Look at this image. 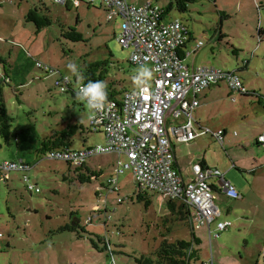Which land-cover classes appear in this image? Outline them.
<instances>
[{
    "label": "rangeland",
    "instance_id": "374dc122",
    "mask_svg": "<svg viewBox=\"0 0 264 264\" xmlns=\"http://www.w3.org/2000/svg\"><path fill=\"white\" fill-rule=\"evenodd\" d=\"M129 1L166 10L173 0ZM33 10L47 16L50 25L39 29L28 19ZM175 19L204 43L198 58L212 61L217 69L238 71L250 91L264 96V41L258 33L264 30V0H195L186 13L172 6L166 22ZM120 29L121 20L109 22L105 8L85 1L61 6L54 0H0V92L13 133L10 143L0 135V164L24 159L33 167L27 175L34 186L30 191L20 172H12L8 182L0 181V264H112V256L117 264H139L142 256L155 259L165 239L192 240V229L171 216L165 198L143 192L150 200L146 206L138 201L142 191L132 171L117 178V155L92 158L87 169L76 173L77 167L38 154L42 141L61 130L60 125L88 127L91 113L56 87L67 78L76 87L82 83V77L67 68L69 62L77 63L81 74L87 64L110 61L111 78L121 82L120 90L137 88L133 77L141 66L130 63V51L117 40ZM72 30L82 35L81 41ZM226 89L225 84L226 102L214 101L204 122L228 128L225 148L205 136L193 143V151L225 175L239 198L215 192L220 215L211 237L207 227L195 230L203 243L192 264H264V165L254 166L253 161L264 164V147L255 139L256 131L263 129L264 107L259 99L238 95L233 104ZM99 138L87 130L79 132L72 147L95 144ZM93 171L100 177H92L91 183L78 180ZM112 177L119 179L120 192L106 188ZM74 220L79 224L76 231H61ZM224 222L231 223L230 228L217 230Z\"/></svg>",
    "mask_w": 264,
    "mask_h": 264
},
{
    "label": "built area",
    "instance_id": "2783aa9c",
    "mask_svg": "<svg viewBox=\"0 0 264 264\" xmlns=\"http://www.w3.org/2000/svg\"><path fill=\"white\" fill-rule=\"evenodd\" d=\"M82 1L105 8L108 21L121 20L117 40L130 51L133 65H151L153 78L142 88L125 92L121 100L107 101L103 110L92 111L90 125L105 136L104 145L77 151L56 150L47 157L81 167L97 156L116 154L119 156L115 167L117 178L130 170L142 192L185 202L194 210L195 228L207 227L211 236V226L220 215L215 192L230 199L239 198V194L221 172L201 164L194 165L192 181L185 182L175 166L174 142L188 143L198 136L211 135L223 144V131L196 128L193 112L199 106L198 96L213 86L225 83L231 91L247 94L242 78L235 71L207 66L188 67L179 57V51L191 41V31L179 19L166 22L168 13L159 6L133 5L128 0H54V3L73 6ZM203 46V42H197L193 53ZM69 83V79L57 81L56 87L66 92ZM189 96L193 98L189 100ZM175 106L187 121L169 127L167 116ZM259 142L264 147V134L259 137ZM98 148L103 151H97ZM122 157H125V162ZM19 170L30 171L31 167L22 160L4 162L0 165L1 179L7 180L8 173ZM213 180H216V185ZM117 181L115 177L109 180L111 192L119 191ZM25 182L32 191L34 186L27 176ZM230 226L229 222L219 223L217 230L224 231Z\"/></svg>",
    "mask_w": 264,
    "mask_h": 264
},
{
    "label": "trees",
    "instance_id": "16d2710c",
    "mask_svg": "<svg viewBox=\"0 0 264 264\" xmlns=\"http://www.w3.org/2000/svg\"><path fill=\"white\" fill-rule=\"evenodd\" d=\"M194 2L195 0H173L169 8L166 9V11L169 13V10H171L172 6L175 5L178 11H180L181 13H186L188 12L189 5ZM28 19L32 22H35L39 29H42L43 27H47L50 25V19L47 16H42V17L39 16L38 10L31 11L28 16ZM109 22H112V21H109ZM263 31L264 30L259 29L258 31L259 35L261 36L264 35ZM72 32L75 34V36H77L79 41L82 40V35L79 34L77 30H72ZM183 55H184L183 50L182 51L180 50L179 57L181 59H184ZM109 67H110V61H100V62H94V63L87 64L84 70H82L81 72L82 83L78 85L76 88H73L74 82H72L69 79L70 83L68 85V90L62 93H69L71 94L72 97L76 98L75 93L76 91H78L81 85L86 84L89 80L91 81L101 80V81H104L106 84L107 101L121 100L124 93L129 90H127V88L120 90L121 88L119 86L121 85V82H118L116 79L111 78ZM235 72L239 75L238 71H235ZM241 97L256 98V99H259L261 104H264V102H262V100L264 101V96L260 95L255 90L249 91L247 94H241ZM11 129L12 127L9 124L7 107L5 105L3 95L0 92V135L3 137V139L6 140L7 143H10V139L11 137H13V133ZM86 130L89 131L91 134H96L97 132L99 133V131H95L91 125L87 128H85L84 126H78V125L69 126L67 128L54 131L51 136H48L42 141L41 146L38 149L39 156L45 157L47 156V154L53 151H56V150H64V149L66 150L67 149V150L77 151V150H82L85 148H90L89 146L87 147L83 146V148H80V149H72L73 148L72 139L79 132L84 133ZM91 147H94V146H91ZM68 165L69 167L74 166L71 163H68ZM85 169H87L86 164L82 165L81 167H77L76 173L81 172ZM90 173H91L90 174L91 177L80 174L79 175L80 177L78 180L82 184H85V183H91L93 180L91 179L92 177L93 178L100 177V173H97L94 171ZM103 186L105 187V185ZM106 188L111 189L110 182H108V185ZM117 192H120V188H119V191ZM145 195L143 194V192H140V194L138 195V201L145 202L146 206H149L150 200L147 199ZM166 200L168 202V210L170 211L171 216L175 217L177 220L181 222H184L188 227L192 229L193 231L192 240L191 241H187V240L170 241V240L165 239L162 242L157 253H155L156 255L155 259L142 256L140 259H137V262L139 264H192L193 260L198 259L199 250L197 247H200L203 241L199 237H197L195 234V230L197 229L195 228V225H194V215H195L194 212L191 213L192 211L190 207H188V205H186V203L183 201H173L171 199H166ZM78 227H79V224L75 226L67 225L66 227L61 228V231H76ZM103 243H105L108 247H110V244H107L106 241H103ZM95 246L97 247V244H95ZM106 250L108 251V248H106Z\"/></svg>",
    "mask_w": 264,
    "mask_h": 264
},
{
    "label": "crops",
    "instance_id": "0c3cea01",
    "mask_svg": "<svg viewBox=\"0 0 264 264\" xmlns=\"http://www.w3.org/2000/svg\"><path fill=\"white\" fill-rule=\"evenodd\" d=\"M128 2L130 4H133V5H137V4H134V2L132 1H129ZM141 6V5H140ZM168 13V12H167ZM169 14V13H168ZM167 14V15H168ZM191 31V30H190ZM191 34H192V38H191V41L187 44V46L185 48H183V58H184V62L188 61L189 62L186 64L188 67H190L191 69L195 68V67H199V66H207V67H212L211 65H214L212 63V61H207L206 59L204 58H198L199 56V53L201 52L202 47L201 49H199L196 53H193V50L194 48L196 47V43L198 42L197 41V38L195 37L194 33L191 31ZM259 40L260 42L261 41H264V38L263 36L259 35ZM181 50V51H182ZM193 58V59H192ZM210 65V66H209ZM212 68H216V67H212ZM248 68V64H247V67ZM217 69V68H216ZM218 70H221V71H225V70H222V69H218ZM151 72H152V78H153V69H151ZM241 72V71H240ZM241 77V76H240ZM65 79V78H64ZM68 79V78H67ZM243 80V79H242ZM244 82V85L246 86V88L248 89V92L250 91L249 88L247 87L246 83H245V80L243 81ZM224 85L225 83H222L220 85H216V86H213L211 87L210 89L204 91L203 93H201L199 96H198V100H199V106L194 110L193 112V117H194V126L198 129H201V130H205V129H209L210 131L212 132H218V131H223L224 133V139H223V144L222 147L225 148V144H226V140L229 138V133H228V128L226 127H223V128H212V127H209L207 126L204 122H205V117H206V109L208 107H210L212 105V103L214 101H219L222 102H226L225 100V97H224ZM227 86V85H226ZM228 87V86H227ZM73 88H76V86L73 84ZM138 88V87H137ZM252 89V88H251ZM227 90V89H226ZM257 92V91H256ZM223 96H220L222 95ZM240 97L241 94L240 93H236L234 91H231L230 88L228 87V90L226 91V97L228 100L231 101V103L233 104H236L237 103V96ZM193 97L189 96L188 99H192ZM222 102V103H224ZM262 102H264L262 100ZM83 105V110L84 111H88L91 113L92 115V112L90 110H87L85 108V104L83 102H81ZM263 107H264V104H263ZM205 109V110H204ZM203 110V111H202ZM205 112V114H204ZM187 121L186 119V116L182 113H179V107L178 106H175L174 109L168 114L167 116V124L169 127H174V126H179L183 123H185ZM261 122H262V127L263 129L262 130H259V131H256L257 136L255 137L256 139V145L259 147H261L262 145L260 144L259 142V137L261 135L264 134V118L261 119ZM78 123V121H77ZM90 121L88 120V127L90 126ZM79 126V124H76V125H71V126ZM59 128H66V127H63V126H59ZM95 135H99L101 138H99V141L95 144H91V145H86L91 147V146H95V145H104L106 143V140H105V136L102 134V133H96ZM205 136H209L211 139H213L214 141H216L211 135H201V136H198L195 138L194 141H191V142H188V143H177V142H174V147H175V157H176V163H175V166L176 168L179 170L183 180L185 182H190L192 181L193 179V167L194 165L196 164H201L202 166L204 167H207V168H211V169H215L217 171H219L217 168L215 167H212L209 165L207 159L205 156H197V154H194V151H193V143H195L198 139H201L202 137H205ZM233 136L236 138L238 137V133L237 132H234L233 133ZM217 142V141H216ZM231 142H233V140H231ZM248 145V144H247ZM83 148V147H82ZM72 149H75V148H72ZM80 149V148H79ZM184 150H187V154H185L184 152V155L187 157V158H190V162L189 163H186L184 162V156L182 154V152ZM105 155H108V154H105ZM116 155V154H115ZM103 156V155H101ZM47 157V156H45ZM19 160H22L24 161L25 163H27L24 159L20 158L18 160H11L9 162H13V161H19ZM119 160V156L117 155V162ZM253 161H254V166L255 165H258L259 167H263V162L261 161H256L254 158H253ZM7 162V161H5ZM4 163V162H3ZM29 164V163H28ZM1 165V164H0ZM117 166V163L116 165L114 166V171H115V167ZM255 169H257V167ZM235 164H233V168H235ZM253 167V166H251ZM32 166H31V170L30 171H12V172H20V173H24L25 176H24V179L25 177L27 176L29 181H30V178L29 176L27 175V173H30L32 171ZM12 172L8 173V179L5 180V179H1V176H0V181H4V182H8L9 180H11V175H12ZM220 172V171H219ZM225 176V175H224ZM226 179V178H225ZM110 180V179H109ZM214 182H216V180H213ZM212 181V182H213ZM118 185L120 186L119 184V179H118ZM217 183V182H216ZM215 183V185H216ZM31 184V183H30ZM120 188V187H119ZM235 188V187H234ZM236 190V188H235ZM237 191V190H236ZM216 193H219V192H216ZM238 193V191H237ZM157 194V193H156ZM220 194V193H219ZM239 194V193H238ZM159 195V194H158ZM161 196V195H160ZM163 197V196H162ZM242 197V196H241ZM164 198V197H163ZM243 198V197H242ZM241 198V199H242ZM238 200V199H237ZM240 200V199H239ZM191 209V208H190ZM191 213L194 212V210L191 209ZM75 220H77V218H75ZM77 222H79V220H77ZM230 228V227H229ZM200 230V229H199ZM211 237V236H210ZM2 238V237H0Z\"/></svg>",
    "mask_w": 264,
    "mask_h": 264
},
{
    "label": "clouds",
    "instance_id": "9594fccd",
    "mask_svg": "<svg viewBox=\"0 0 264 264\" xmlns=\"http://www.w3.org/2000/svg\"><path fill=\"white\" fill-rule=\"evenodd\" d=\"M67 68L73 74L77 75V78H81L79 73V68L77 63L69 62ZM152 72L147 67L141 66L137 74L133 77L134 83L137 87L142 88L148 83L149 78L151 77ZM76 99L83 102L86 108L90 111L96 112L101 111L106 107L107 103V90L106 84L104 81L89 80L86 84H83L79 87L78 91L75 93ZM97 151H103L102 148H98ZM3 237V236H2ZM112 264H117V258L115 256L111 257Z\"/></svg>",
    "mask_w": 264,
    "mask_h": 264
},
{
    "label": "water",
    "instance_id": "95a60500",
    "mask_svg": "<svg viewBox=\"0 0 264 264\" xmlns=\"http://www.w3.org/2000/svg\"><path fill=\"white\" fill-rule=\"evenodd\" d=\"M73 225H75V223H73Z\"/></svg>",
    "mask_w": 264,
    "mask_h": 264
},
{
    "label": "flooded vegetation",
    "instance_id": "af4514ba",
    "mask_svg": "<svg viewBox=\"0 0 264 264\" xmlns=\"http://www.w3.org/2000/svg\"><path fill=\"white\" fill-rule=\"evenodd\" d=\"M74 223H75V220H74Z\"/></svg>",
    "mask_w": 264,
    "mask_h": 264
}]
</instances>
